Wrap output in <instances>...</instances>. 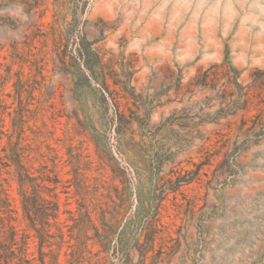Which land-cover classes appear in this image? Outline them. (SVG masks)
Segmentation results:
<instances>
[{
  "label": "rangeland",
  "instance_id": "374dc122",
  "mask_svg": "<svg viewBox=\"0 0 264 264\" xmlns=\"http://www.w3.org/2000/svg\"><path fill=\"white\" fill-rule=\"evenodd\" d=\"M6 194L0 264H264V0H0Z\"/></svg>",
  "mask_w": 264,
  "mask_h": 264
},
{
  "label": "trees",
  "instance_id": "16d2710c",
  "mask_svg": "<svg viewBox=\"0 0 264 264\" xmlns=\"http://www.w3.org/2000/svg\"><path fill=\"white\" fill-rule=\"evenodd\" d=\"M121 124V122H119V125ZM15 157L13 159V163L16 165L15 167V170L18 174V183H19V186L22 188L23 185H24V178L23 176L25 175L24 173V168H23V165L20 163V158H19V154H15ZM23 170V172H22ZM20 193L22 195V198H21V202H22V206H23V209L24 211L27 210V205H26V201H25V196H23V192H22V189L20 190ZM56 195V194H55ZM42 200L44 201V203H51L50 206H46V207H42V209H40L39 211L41 212L42 214V218L43 219H47L51 216L53 218H57L58 217V211H59V204L58 202L55 200V199H48V198H42ZM1 204H3V207L1 206ZM10 199H9V196L6 194L5 197L3 198H0V231H5V228L7 227V229L9 230V233L7 235L4 234V240L7 242V243H3L5 244L4 246H11L10 244H15L17 242L16 240V237H17V234H18V231L17 229L15 228V226H13L11 223H10V214L8 213L10 211ZM7 220V222L5 221ZM45 221V223L47 225H50L48 221ZM64 224V221H61L59 222V225L57 227V229L59 230V232L61 234H63V227ZM47 235L48 233L46 232H39V246H40V250L42 251V247L43 245L45 244L46 242V238H47ZM0 244H2V241H0ZM1 258V257H0ZM5 260V259H4ZM5 264H7L5 262ZM41 264H47L44 257L42 258L41 260Z\"/></svg>",
  "mask_w": 264,
  "mask_h": 264
}]
</instances>
